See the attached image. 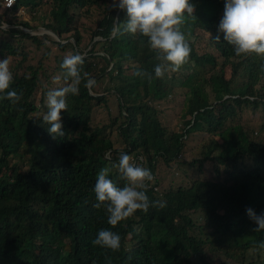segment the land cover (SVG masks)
<instances>
[{
    "label": "trees",
    "instance_id": "1",
    "mask_svg": "<svg viewBox=\"0 0 264 264\" xmlns=\"http://www.w3.org/2000/svg\"><path fill=\"white\" fill-rule=\"evenodd\" d=\"M191 3L194 16L180 26L190 56L163 78L146 37L111 35L114 19L127 20L118 0H18L0 15L68 41L53 51L46 36L0 29L10 90L23 92L16 104L0 99V264H264V230L247 213L264 215V54L237 56L224 40L226 0ZM70 52L84 55L96 85L82 81L68 96L65 135L54 138L46 94L65 86ZM122 152L152 171L147 195L167 206L112 228L93 190ZM173 169L181 177L166 183ZM109 178L125 183L115 170ZM102 228L121 235L119 251L92 245Z\"/></svg>",
    "mask_w": 264,
    "mask_h": 264
},
{
    "label": "clouds",
    "instance_id": "2",
    "mask_svg": "<svg viewBox=\"0 0 264 264\" xmlns=\"http://www.w3.org/2000/svg\"><path fill=\"white\" fill-rule=\"evenodd\" d=\"M17 2L18 0H14L12 7ZM118 5L121 10L126 11L127 20L119 23L118 18L114 19L111 35L122 34L123 29V32L139 33L146 37L148 46L157 53L156 59L159 61L153 68L156 78H163L168 71H178L187 62L191 48L180 26L187 17L194 16L195 5L191 0H118ZM121 13L120 11V15ZM3 23L13 29H3L6 31L28 34L34 31L8 22ZM38 29L55 35L49 28ZM219 31L223 33L224 40L233 46L237 56L264 54V0H226ZM84 59V55L80 53L66 54L61 64V68L65 70V86L49 90L46 94L47 112L43 115V122L49 126L48 131L54 138L65 135L61 114L68 111V96L79 94L82 81H85L84 86L88 89L96 85V80L82 71ZM10 63V57L0 60V93L4 94L0 99L16 104L21 100L23 92L10 90L13 83ZM136 75L149 82L153 79V73L144 69L138 68ZM59 79V76L53 77L55 82H59ZM106 157L109 158L110 153ZM114 170L125 181L123 186L109 178ZM154 180L149 168L138 163L132 155L122 152L118 163L99 170L93 190L97 202L93 206L97 209L104 208L107 224L112 228L133 217L137 211L146 213L150 208L163 209L167 206L166 201H152L147 195L149 185ZM247 213L258 225L255 231L264 230V215L257 216L251 208ZM121 241L120 234L109 228H102L91 242L94 247L116 252L121 248ZM260 247L264 249V242H261Z\"/></svg>",
    "mask_w": 264,
    "mask_h": 264
},
{
    "label": "rangeland",
    "instance_id": "3",
    "mask_svg": "<svg viewBox=\"0 0 264 264\" xmlns=\"http://www.w3.org/2000/svg\"><path fill=\"white\" fill-rule=\"evenodd\" d=\"M6 11V10H5ZM4 10H2V12H1V14L2 13H4L5 12ZM20 14H23L24 15V13L23 12H20ZM28 20H30V18H29V16H27L26 17ZM7 28H10L9 26H7ZM10 29H12V28H10ZM13 30V29H12ZM32 36H36V35H38L39 37H44V36H46L47 38H46V40L45 41H47L46 43H47V45H49L51 48H54L55 50H53V51H56L57 50V44L55 45L54 44V46L53 45H51V43H53V42H61L62 44H66V43H68V41H66V40H60L58 37H56L54 34H52V33H50V31H46V30H44V29H41V30H39V29H37V30H34V31H32L31 33H30ZM54 35V36H53ZM86 39V42H88L89 41V38L88 37H86L85 38ZM26 45H28V47L29 48H31L32 47V44H31V41L30 40H26ZM89 47V48H88ZM87 48V50L86 51H88L89 49H90V43H89V46H88ZM86 51H83V52H86ZM203 135H206V134H203ZM176 167V166H175ZM175 172H173V171H168L167 173H166V175L164 176L165 178H166V180H165V182L166 183H169L170 181H171V179H172V177H173V175L175 174V177H176V179H178V178H180L181 176H180V172L179 171H177V170H175V169H173ZM160 178H162V177H160ZM194 179H196V175L193 177V180ZM192 180V178H190L189 180H186L184 183L185 184H187V183H189L190 181ZM177 183H179L177 180H176V184ZM254 257L256 258V255H254Z\"/></svg>",
    "mask_w": 264,
    "mask_h": 264
},
{
    "label": "built area",
    "instance_id": "4",
    "mask_svg": "<svg viewBox=\"0 0 264 264\" xmlns=\"http://www.w3.org/2000/svg\"><path fill=\"white\" fill-rule=\"evenodd\" d=\"M7 1V2H6ZM14 0H5L4 2L0 0V13L2 10L10 9ZM7 24L0 21V28L7 29Z\"/></svg>",
    "mask_w": 264,
    "mask_h": 264
}]
</instances>
